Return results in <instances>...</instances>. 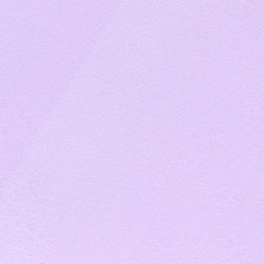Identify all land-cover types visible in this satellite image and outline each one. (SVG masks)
Masks as SVG:
<instances>
[{"label":"snow or ice","instance_id":"obj_1","mask_svg":"<svg viewBox=\"0 0 264 264\" xmlns=\"http://www.w3.org/2000/svg\"><path fill=\"white\" fill-rule=\"evenodd\" d=\"M0 264H264V0H0Z\"/></svg>","mask_w":264,"mask_h":264}]
</instances>
